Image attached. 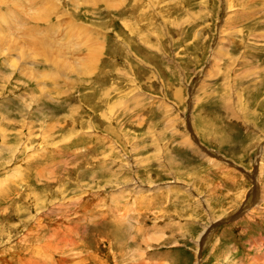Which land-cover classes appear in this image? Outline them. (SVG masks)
Returning <instances> with one entry per match:
<instances>
[{"label":"rangeland","instance_id":"rangeland-1","mask_svg":"<svg viewBox=\"0 0 264 264\" xmlns=\"http://www.w3.org/2000/svg\"><path fill=\"white\" fill-rule=\"evenodd\" d=\"M0 264H264V0H0Z\"/></svg>","mask_w":264,"mask_h":264},{"label":"bare ground","instance_id":"bare-ground-1","mask_svg":"<svg viewBox=\"0 0 264 264\" xmlns=\"http://www.w3.org/2000/svg\"><path fill=\"white\" fill-rule=\"evenodd\" d=\"M227 11H228V13L231 12V8H228V7H227ZM122 13H123V12H122ZM45 248H46V247H45ZM47 250L49 251V249H47ZM51 252H52V251H51Z\"/></svg>","mask_w":264,"mask_h":264}]
</instances>
